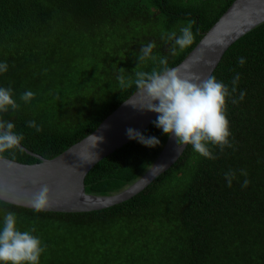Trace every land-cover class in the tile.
<instances>
[{"label": "trees", "instance_id": "16d2710c", "mask_svg": "<svg viewBox=\"0 0 264 264\" xmlns=\"http://www.w3.org/2000/svg\"><path fill=\"white\" fill-rule=\"evenodd\" d=\"M234 1L0 0V63L8 65L0 87H11L19 105L0 120L23 136L22 151L3 157L36 164L27 151L53 159L80 142L136 92L121 89L117 77L121 68L131 75L141 47L154 43L153 55L176 67ZM192 19L193 44L171 55L175 42L162 34L180 35ZM155 67L146 60L140 70ZM237 73L234 96H246L226 101L232 147L209 144L215 159L188 145L140 194L98 211L37 213L0 200V225L13 212L21 231L35 227L44 248L39 264H264V23L226 52L213 76L231 89ZM29 90L35 95L24 103ZM31 120L40 132L27 126ZM142 133L160 144L132 140L100 161L86 178L87 194L119 193L150 169L169 136L153 123ZM229 170L236 172L231 187Z\"/></svg>", "mask_w": 264, "mask_h": 264}, {"label": "clouds", "instance_id": "9594fccd", "mask_svg": "<svg viewBox=\"0 0 264 264\" xmlns=\"http://www.w3.org/2000/svg\"><path fill=\"white\" fill-rule=\"evenodd\" d=\"M194 19L189 20L186 26L180 29V35L175 32L162 34V39L166 35L168 39L175 42L171 49V55H177V48L183 51L194 42L193 26ZM154 43H148L141 47L137 56V66L132 70L131 75L126 76V70L121 68L117 77L121 89L135 86V99L137 102H125L133 108L145 112L157 114L153 124L156 128L173 139L176 149H184V146H192L193 150L200 156L215 159L208 145L218 146L221 151L225 147H232L229 142L230 131L229 121L226 117V101L231 98L232 104L242 102L246 92L240 91L238 98L234 96L237 92V85L240 75L237 73L232 78V86L218 81L215 76L209 75L202 78L200 75L188 71L189 65L185 63L181 67L168 66L167 57L153 55ZM146 60L158 61L159 67L151 71L140 70V65ZM239 64L243 66L246 61L239 58ZM7 63H0V72H6ZM134 76V79H133ZM31 90L24 92L20 100L24 103L30 102L34 97ZM19 105L13 99L11 87H0V113H6L11 109L17 110ZM27 126L40 132L42 128L35 120L27 122ZM14 123L8 120H0V160L2 154L11 150H21L23 136L17 134ZM126 136L130 140L139 142L145 147L155 148L160 144V140L155 136H145L140 131L127 128ZM96 144L100 137L92 135ZM15 155L7 162V167L11 170L15 168ZM164 166L156 168L162 169ZM244 176L242 187L246 188L250 181L247 179V172L239 170ZM236 172L229 170L225 173V179L229 187L232 186ZM50 188L44 184L39 191L33 194L30 206L37 213L49 208ZM35 227L21 231L17 227V216L13 212H8L4 216L0 225V264H39L40 256L44 251L41 240L32 233Z\"/></svg>", "mask_w": 264, "mask_h": 264}, {"label": "water", "instance_id": "95a60500", "mask_svg": "<svg viewBox=\"0 0 264 264\" xmlns=\"http://www.w3.org/2000/svg\"><path fill=\"white\" fill-rule=\"evenodd\" d=\"M263 23L264 0H235L176 67L182 68L187 63L188 71L202 78L213 76L226 52ZM134 95L125 102H137ZM125 102L93 133L53 159H45L27 151L40 162L28 165L15 161L16 166L11 170L7 167L10 159L0 160V200L33 210L29 202L33 194L46 184L50 188V197L49 208L44 212L82 213L113 207L144 191L180 159L187 146L177 150L175 141L168 137L157 160L134 184L110 196H95L86 192V178L90 171L100 161L132 141L127 138L126 129L133 128L142 133L157 118V114L141 111ZM92 135L101 138L96 146ZM161 165L164 166L162 169L156 168Z\"/></svg>", "mask_w": 264, "mask_h": 264}, {"label": "rangeland", "instance_id": "374dc122", "mask_svg": "<svg viewBox=\"0 0 264 264\" xmlns=\"http://www.w3.org/2000/svg\"><path fill=\"white\" fill-rule=\"evenodd\" d=\"M148 169H149V168H148ZM148 169H147V170H148Z\"/></svg>", "mask_w": 264, "mask_h": 264}]
</instances>
